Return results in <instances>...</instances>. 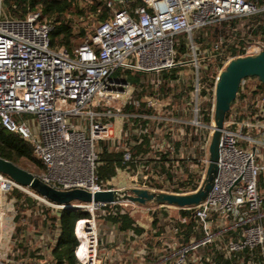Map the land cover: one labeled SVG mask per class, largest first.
<instances>
[{
  "label": "built area",
  "instance_id": "1",
  "mask_svg": "<svg viewBox=\"0 0 264 264\" xmlns=\"http://www.w3.org/2000/svg\"><path fill=\"white\" fill-rule=\"evenodd\" d=\"M140 1L141 4H137V0H104L103 5L110 10V16L71 49L52 47L53 26L42 21L41 12L16 19L0 11V123L32 143L35 155L44 166V171L35 175L54 189H82L94 194L126 188L100 184L97 165L98 144L112 138V120L129 119L131 129L126 125L124 136H136L139 142L149 130H138L130 117L139 115L124 112L127 106H138L141 101L136 88L128 81L127 72L152 73L158 85L163 72L178 65H192L196 78L194 123L208 127L212 136L214 114L210 124L201 120L198 100L202 65L194 32L233 18L264 14V0L260 5L250 0ZM180 35L186 36L190 50L188 57L192 58L184 63L177 61L176 38ZM253 36L260 38L257 42L243 40L246 55L264 50V34ZM223 43L221 38L214 45V51H219ZM231 59L228 57L226 63ZM164 98L160 94L145 97L147 108L156 112ZM212 100L214 113L215 86ZM142 118L152 120L154 114ZM77 119H80L79 123ZM255 126L233 119L225 123L215 185L208 199L193 208V217L202 225L205 237L192 246L181 248L174 264H187V255L192 249L212 245L220 241L225 232L236 229L240 234L228 242L224 239L222 250L227 255L249 250L250 258L241 264H264V196L260 186V176L264 177V155L260 149L264 148V131L254 138L249 131ZM244 128L248 129L247 133ZM130 138L129 144L133 141ZM151 139L154 149V134ZM208 141L204 155L197 158L203 179L209 164ZM129 144L117 147L123 152V164L126 165L118 171L120 177L128 174V165L132 161ZM15 189L24 190L56 213L63 209H86L91 214L90 219L80 220L75 228L79 242L76 255L81 264H98L95 212L102 210L105 214L106 207L116 205L137 206L102 202L57 204L21 187L0 172V218L6 195ZM82 223L85 232L92 236L86 257L79 255L82 242L78 228ZM256 253L259 260L255 258Z\"/></svg>",
  "mask_w": 264,
  "mask_h": 264
},
{
  "label": "trees",
  "instance_id": "2",
  "mask_svg": "<svg viewBox=\"0 0 264 264\" xmlns=\"http://www.w3.org/2000/svg\"><path fill=\"white\" fill-rule=\"evenodd\" d=\"M87 0H3L9 14L16 19H25L29 13L41 12L42 21H48L53 26L51 33V44L53 48L71 47L77 40H83L86 36L87 20L85 19V12L82 9V4ZM260 5L261 0H250ZM104 0L97 5H94L92 11L97 17V20L104 21L110 16V10L104 7ZM137 4H141L140 0H137ZM243 23V25H242ZM77 25V27H76ZM211 30L212 37L218 42L221 38L224 43L220 46L219 51H216V60L213 63H209L208 66H203L200 69V98L203 100V104L200 107L201 120L203 123L210 124L213 120V96L216 77L225 68L223 63L225 57L235 58L246 55L244 50L245 38L243 32L247 30L254 35L264 34V14L253 17H241L233 18L230 20L222 21L219 24H215L213 27L199 29L194 32V42L197 45L203 43L204 40H208V31ZM196 36V38H195ZM177 44V61L188 62L190 59L188 54L190 53L186 36L180 35ZM228 53V55H227ZM218 66L213 71V66ZM186 65H178L170 70H167L161 75V83L158 85H147L143 82L152 73H131L127 72L128 81L136 88L137 96L141 100L138 106L129 105L124 109L125 113L139 115L137 117H130L140 131L150 126V120L142 118L143 116H151L155 112L153 109L147 108L145 97L156 96L157 94L162 97L172 96L181 99L182 92L178 88L177 82H179V72L184 69ZM175 82V83H174ZM207 82V83H206ZM210 82V83H209ZM209 83V84H208ZM148 87V88H147ZM190 93L193 94L195 86L189 87ZM240 92V91H239ZM210 97L206 99L205 97ZM205 98V99H204ZM208 100V101H207ZM236 103V101H235ZM234 103V104H235ZM232 118V108L227 113L225 123ZM149 129V128H148ZM190 131V129H188ZM248 129L244 128V133H247ZM152 135L153 133L148 130L147 134L141 136L142 141L134 136L132 143L129 147L132 151V161L129 163V169L132 172H136L139 168L143 169L149 167V165L156 161L155 168L157 173L164 178V180L171 186L170 189H163L161 186L156 188L158 191H166L171 193L186 194L192 193L198 190L202 183V173H195L188 166L186 158H172L170 152H156V155H149L152 152ZM195 139V138H194ZM181 142H176L175 152L179 153ZM151 156V157H150ZM0 157L13 162L14 164L28 169L26 163H30L35 166L41 172L44 171V166L41 160L35 155L33 145L30 141L24 139L19 133L11 132L7 130L0 123ZM197 160V158L195 159ZM126 165L123 164V152L114 149L109 141H102L98 144V165L97 175L100 184H107L113 180L118 174L120 169H124ZM175 169L181 170L184 174L183 177H178L174 172ZM176 171V170H175ZM260 186L264 196V177L260 176ZM161 187V188H160ZM11 196L15 199V203L19 209L23 210L26 206L32 209V214L35 217L33 220L36 223L37 219L43 218L44 224L54 228L57 232L55 240L51 245L49 261L40 262L38 264H81L76 251L79 246V242L75 235V228L77 223L83 219H90L91 214L86 209H63L56 214L55 225H53V217L51 213L54 210L44 204H41L34 197L15 189ZM157 208H175L170 206L156 205ZM180 217L172 225V233H174L175 247L173 250L168 251L167 256L171 255L174 250H180L183 247H189L195 243L201 241L205 237L202 225L198 220L193 217L194 209L176 208ZM106 213L103 214V220L108 225H118L120 231H130L135 234H141L143 230L135 223V220L129 214V212L119 205L113 207H106ZM186 219L183 222L182 219ZM21 220L20 214L14 218L15 222ZM36 220V221H35ZM83 223L79 226L78 232L82 242V246L79 255L83 257L86 240V253L89 252L90 240L88 234L84 229H81ZM16 235L21 233L20 227L15 229ZM82 231V234H81ZM161 234V233H160ZM240 234V230H228L225 232L216 243L207 245L204 250L205 254L201 255L199 260L196 257L200 256V252L192 249L187 255V264H241L250 258V251L246 250L242 253H233L227 255L222 249L225 246V240L235 239ZM83 235V236H82ZM84 238V239H83ZM225 239V240H224ZM151 240V239H150ZM156 244V243H155ZM172 244V245H174ZM148 247H153L152 242L147 243ZM20 251L22 250L21 258L23 260L20 264H35L37 257L35 251H30L27 247L19 245ZM156 246V245H155ZM159 245H157V248ZM211 248V250L209 249ZM19 250V249H18ZM209 250V251H208ZM146 260L154 264H174L171 259L161 261L166 255H151V251L147 250ZM199 253V255H198ZM40 259L42 257H39ZM211 258V259H208ZM255 258L260 259L258 253ZM41 261V260H40Z\"/></svg>",
  "mask_w": 264,
  "mask_h": 264
},
{
  "label": "rangeland",
  "instance_id": "3",
  "mask_svg": "<svg viewBox=\"0 0 264 264\" xmlns=\"http://www.w3.org/2000/svg\"><path fill=\"white\" fill-rule=\"evenodd\" d=\"M100 2L101 0H87L82 4V9L85 12V19L88 23L86 25V35L92 33V31L95 30L98 23L100 22L97 20L96 15L92 11L93 6L99 4ZM0 11H3L6 15L10 16L2 0H0ZM207 31L208 40H204L202 44L198 45V59L202 67L206 65L208 66L209 63L211 64L216 60V51H214L213 47L217 42L212 37L211 30ZM243 34V38L246 40H251L252 42H257V40L260 38V36H258L254 39V36L252 37L253 34L251 32L249 33L247 30H245ZM80 42L82 41L77 40L74 45ZM176 42L178 43V39ZM189 59L192 60V58ZM227 60L228 58L225 57L223 63H226ZM216 68H218V66L214 65L212 70L215 71ZM143 82H145L147 85H156L157 83L156 78L152 75H149L143 80ZM177 84L179 90H181L183 93L182 98L179 99L176 97L167 96L166 98L162 99L161 105L158 106L156 112L154 113V118L150 120L151 124L148 128L149 131L154 134L155 140L154 149H152V152L149 155H156L155 153L160 151L162 153L170 152L172 158H186L188 161V166L191 170H193L195 173H202L201 163H199V160L195 159H200V157L204 155V147L207 148L205 144L209 138L211 139V131L206 126H199L194 123L195 117L193 114V103L195 101V95L190 93L191 91L189 90L191 85L196 86L195 71L192 65H186V67L179 72V82H177ZM205 98L208 99L210 97L208 96ZM238 100L239 95L237 96L236 103L232 106V112L236 108ZM198 101L199 107H201L203 100L199 98ZM25 118L31 119L32 117L25 116ZM260 119V116L253 114V119L251 120V122H253V124L256 126L255 128H252L249 133L256 139L258 138V134L264 131V127L262 126L263 123L260 121ZM16 121L19 123L17 119ZM79 122L80 119H77V123ZM126 125H128V127L131 129V122L129 119L116 118L115 120H112L111 126L113 133L109 142H111V145L114 149L129 144L128 140L130 137L124 136ZM188 129H190V131ZM35 133L37 134V129H35ZM131 139L133 138H130V140ZM209 141L208 143L210 144ZM176 142H181L179 153L175 152ZM209 144H207L208 148ZM260 149L264 155V148L261 147ZM154 163H156V161H153L149 167L145 169H143V167L139 168L137 170L138 173H133L132 170L129 169L128 174H125L121 177L117 175L114 180H111L106 185L111 184L112 187L116 188L120 186H126V188L147 187L153 190H156V188L161 186L165 190L170 189L171 186L167 184L164 178L157 173ZM26 167L28 168L27 170L33 174L41 173L40 170L30 163H26ZM175 170L174 172L178 177H183L184 174L181 173V170ZM145 177H147V179ZM29 190L32 191L31 189ZM21 191L25 192L22 189ZM11 193L6 195L2 205L3 215L0 218V264H20L23 260V258H21L23 252L22 250L20 251L19 245L27 247L30 251H35L34 254L37 257L35 264L49 261L51 245L55 240L57 232H55L54 228L52 229L51 226L45 225L43 218L37 219V222L35 223L33 220L35 217L32 214V209L27 206L23 210L19 209L15 203V199L11 196ZM135 207L137 206L128 205L127 207H124L132 216V218L135 214ZM146 207L148 208L147 213H149L152 219L154 218L157 222L156 224L158 227L156 229L159 230L161 234L167 236L172 235V224L181 216L179 211L176 208H157L155 205L151 204L146 205ZM18 214H20L21 220L19 222H15L14 218H16ZM51 215L53 217L52 223L55 225V211L51 213ZM95 216L99 240L98 264H103L102 260L105 256L108 243L107 234L110 232V230L108 224H106L103 220L102 210L96 211ZM16 227H20L21 229V233L19 235H16ZM150 239L151 237L146 239V244L150 242ZM39 257L42 258L40 259Z\"/></svg>",
  "mask_w": 264,
  "mask_h": 264
},
{
  "label": "water",
  "instance_id": "4",
  "mask_svg": "<svg viewBox=\"0 0 264 264\" xmlns=\"http://www.w3.org/2000/svg\"><path fill=\"white\" fill-rule=\"evenodd\" d=\"M252 77L258 78L264 84V50L232 58L218 76L215 85L214 128L209 145V164L202 184L195 192L178 194L149 188L115 189L94 194L82 189L61 191L43 183L29 170L1 157L0 172L9 176L21 187L29 188L57 204L102 202L195 208L207 200L213 190L219 173L220 143L226 115L234 105L243 81Z\"/></svg>",
  "mask_w": 264,
  "mask_h": 264
},
{
  "label": "crops",
  "instance_id": "5",
  "mask_svg": "<svg viewBox=\"0 0 264 264\" xmlns=\"http://www.w3.org/2000/svg\"><path fill=\"white\" fill-rule=\"evenodd\" d=\"M238 95L239 100L237 101L236 108L232 112L233 116L231 119L237 122H247L253 124L251 120L253 119L254 114L260 116V121H262V126L264 127V84L256 77L245 79L241 85ZM147 209L148 208L146 206L137 205L134 210L135 214L133 219L143 230L141 234H135L130 231L123 232L120 231L118 225H108L110 232L107 234L108 243L105 256L102 260L103 264H154L146 260V254L148 255L147 250L151 251L152 256L160 255L161 253L165 256L168 254V251L174 249L175 244L173 242L176 239L173 236L174 233H171L172 235L168 236L160 234V231L156 229L158 227L156 220L154 218L152 219L150 214L147 213ZM84 226L85 225H82L81 229H84L85 231ZM88 235L91 238V245L92 236L91 234ZM148 237H151L150 242H152L153 247H148L146 244L145 241ZM84 242L85 248L83 257H86L85 253L87 244L85 239ZM157 245H159L158 248ZM205 247L206 246H202L195 249V251L200 252V256L196 257V260H199L201 255L205 254ZM209 249L211 250V248ZM178 251L179 250H174L171 255H166V257H164L161 261L171 259L172 262H175ZM245 264L253 263L246 262ZM254 264L263 263L259 262Z\"/></svg>",
  "mask_w": 264,
  "mask_h": 264
},
{
  "label": "bare ground",
  "instance_id": "6",
  "mask_svg": "<svg viewBox=\"0 0 264 264\" xmlns=\"http://www.w3.org/2000/svg\"><path fill=\"white\" fill-rule=\"evenodd\" d=\"M83 225H85V224H83ZM88 237H89V240H90L91 238H90V236H89V235H88Z\"/></svg>",
  "mask_w": 264,
  "mask_h": 264
}]
</instances>
